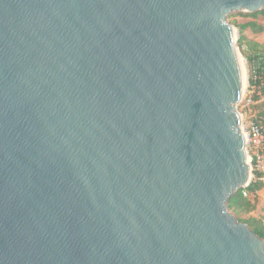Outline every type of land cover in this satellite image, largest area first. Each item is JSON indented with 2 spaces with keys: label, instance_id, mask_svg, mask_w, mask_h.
Here are the masks:
<instances>
[{
  "label": "water",
  "instance_id": "95a60500",
  "mask_svg": "<svg viewBox=\"0 0 264 264\" xmlns=\"http://www.w3.org/2000/svg\"><path fill=\"white\" fill-rule=\"evenodd\" d=\"M264 0H0V264H264L233 12Z\"/></svg>",
  "mask_w": 264,
  "mask_h": 264
},
{
  "label": "built area",
  "instance_id": "2783aa9c",
  "mask_svg": "<svg viewBox=\"0 0 264 264\" xmlns=\"http://www.w3.org/2000/svg\"><path fill=\"white\" fill-rule=\"evenodd\" d=\"M240 103H243V109L250 112L249 115H243V131L252 172L251 183L256 177L255 172L264 173V55L252 62ZM254 107L259 110L255 111ZM261 179L264 180V176Z\"/></svg>",
  "mask_w": 264,
  "mask_h": 264
},
{
  "label": "trees",
  "instance_id": "16d2710c",
  "mask_svg": "<svg viewBox=\"0 0 264 264\" xmlns=\"http://www.w3.org/2000/svg\"><path fill=\"white\" fill-rule=\"evenodd\" d=\"M234 15H243L248 17H254L256 19L248 20L245 22L235 21L234 24L239 28L241 33L240 43L243 44L244 40L247 39L244 32L250 29L254 33H261L264 31V23H260L257 21V18L260 15L264 16V9L247 12V11H238L233 12L231 16ZM249 40V39H248ZM251 52L249 56H247L250 62H254V60L260 55H264V44L255 41L249 40L247 42ZM256 177L252 180V182L246 186L241 187L229 200V208L232 209L237 214L247 213L250 214L257 208L258 199H259V191L264 187V180L261 177L264 176L263 172L257 171L255 172ZM245 192L247 195H245ZM248 223L252 230L257 233L260 237L264 238V218L257 217L254 215H250L247 219L244 220Z\"/></svg>",
  "mask_w": 264,
  "mask_h": 264
},
{
  "label": "rangeland",
  "instance_id": "374dc122",
  "mask_svg": "<svg viewBox=\"0 0 264 264\" xmlns=\"http://www.w3.org/2000/svg\"><path fill=\"white\" fill-rule=\"evenodd\" d=\"M252 19H256L254 17H248V16H243V15H234L231 16L229 15L228 17V21L235 27V31H236V37H237V45L240 48V52L242 53V55L244 57L247 58V56H249V53L251 52L250 48L247 46V44H245L246 42H248V39H245L243 44L240 43V36L241 33L239 31V28L234 24L235 21L238 22H245L248 20H252ZM257 21L260 23H264V16L260 15L257 18ZM248 37L252 40H257L260 41L262 44H264V31L261 33H249ZM245 44V45H244ZM251 64L252 62H250V60H245V70L246 73L249 72V70L251 69ZM238 109L242 112V114L244 116L249 115L250 112L248 110L243 109V103H239L238 104ZM255 111H258V109H256L254 107ZM230 211L240 220L245 222L244 220L247 219L250 215H254L257 217H263L264 218V187L259 191V199H258V205L257 208L255 209V211H253L250 214L247 213H241V214H237L236 212H234L232 209H230Z\"/></svg>",
  "mask_w": 264,
  "mask_h": 264
},
{
  "label": "bare ground",
  "instance_id": "6f19581e",
  "mask_svg": "<svg viewBox=\"0 0 264 264\" xmlns=\"http://www.w3.org/2000/svg\"><path fill=\"white\" fill-rule=\"evenodd\" d=\"M235 34H236V32H235ZM241 61H242V65H243L244 78H245V83H246L247 73H246V70H245V62H244V60L242 58H241Z\"/></svg>",
  "mask_w": 264,
  "mask_h": 264
},
{
  "label": "crops",
  "instance_id": "0c3cea01",
  "mask_svg": "<svg viewBox=\"0 0 264 264\" xmlns=\"http://www.w3.org/2000/svg\"><path fill=\"white\" fill-rule=\"evenodd\" d=\"M249 33H254V32H252L250 29H248V30H246L245 32H244V34L246 35V37H247V39H249V40H252V39H250L249 37H248V35H249ZM255 41H257V40H255ZM258 42H260V41H258ZM261 43V42H260ZM245 44H247V42L245 43ZM244 44V45H245ZM248 46V45H247ZM249 47V46H248Z\"/></svg>",
  "mask_w": 264,
  "mask_h": 264
}]
</instances>
